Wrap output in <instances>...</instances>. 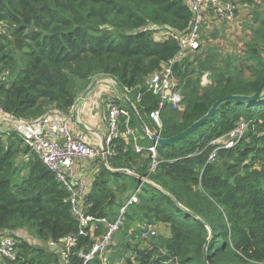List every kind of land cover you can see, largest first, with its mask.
I'll return each mask as SVG.
<instances>
[{"label": "trees", "instance_id": "16d2710c", "mask_svg": "<svg viewBox=\"0 0 264 264\" xmlns=\"http://www.w3.org/2000/svg\"><path fill=\"white\" fill-rule=\"evenodd\" d=\"M260 1L263 13L252 15L257 28L242 54L224 55L210 48L204 53L201 48L180 51L176 38L192 21L186 0H0V70L12 69L15 56L22 64L11 81L0 80V107L6 115L27 121L52 111L67 115L98 76L121 87L154 133L150 114L159 99L148 80L171 63L183 101L181 107L166 105L160 111L159 137L176 136L216 101L259 90L264 80ZM32 24L33 31L26 33ZM205 73L209 76L202 84ZM115 102L128 114V126L144 150L136 153L129 137L115 139L109 169L94 161L100 169L82 203L87 215L113 221L139 188L138 202L124 210V227L111 247L120 264H205L204 250L207 264H264V91L254 101L223 103L187 136L156 145L152 171L146 149L154 143L117 96ZM105 111L107 116L106 106ZM241 120L248 124L244 137L233 148L220 149L215 162H207L211 141ZM124 125L121 118V133ZM22 146L17 134L0 133V246L8 237L17 248L14 259L0 254V264H47L59 254L32 247L17 232L32 230L50 248L76 235L78 223L67 190ZM121 170L147 182L117 172ZM144 225L164 229L153 238L156 243L143 245L145 241L134 237ZM91 241L78 237L70 264L79 263V251Z\"/></svg>", "mask_w": 264, "mask_h": 264}, {"label": "built area", "instance_id": "2783aa9c", "mask_svg": "<svg viewBox=\"0 0 264 264\" xmlns=\"http://www.w3.org/2000/svg\"><path fill=\"white\" fill-rule=\"evenodd\" d=\"M192 14L190 27L180 34L176 39L182 53L202 48V33L206 24V14L210 10L212 18L232 23L236 19V8L233 2L222 3L219 0H186ZM209 74L202 76V84L207 82ZM149 90L158 97L157 110L150 114L153 124L156 126L152 134L159 136L161 128L160 111L166 106L181 107L183 96L176 88L171 63L163 66L161 71L153 74L148 80ZM107 110L106 122L107 132L102 143L98 147H91L82 140L76 138L70 131L74 117L71 112L67 115L58 111H52L35 121L15 118L6 115L0 107V133L8 135L17 134L22 140L23 146L38 157L42 164L62 184L69 193V205L71 214L78 223L76 235L68 236L59 240L58 243H51L50 247L58 249L60 264H70V255L73 247L76 246L78 237L90 238L88 245H83L78 253V264H109V249L114 245V239L124 227L123 212L126 207L138 202L139 188L133 191L118 216L110 221L108 218H95L87 215L83 207V199L89 188L84 183H76L73 175V165L78 161L94 162L101 160L106 168L107 159L114 156L113 142L124 133L133 143L136 153L141 154L143 148L137 145V136L129 128V116L122 110L115 99L107 97L105 101ZM73 109V107H72ZM125 118V131H120V119ZM248 124L244 120L239 121L235 128L226 135L211 141L213 148L208 156L207 162H215L216 155L220 149H231L244 137ZM147 133H150L147 131ZM146 133V134H147ZM156 143L147 148L152 160L151 171L156 166ZM133 173V172H130ZM102 226L104 229L98 236L97 231ZM158 234L154 225H144L143 229L134 234L139 241L153 239ZM17 253L16 242L8 237L1 239L0 254L7 259H14Z\"/></svg>", "mask_w": 264, "mask_h": 264}, {"label": "crops", "instance_id": "0c3cea01", "mask_svg": "<svg viewBox=\"0 0 264 264\" xmlns=\"http://www.w3.org/2000/svg\"><path fill=\"white\" fill-rule=\"evenodd\" d=\"M237 8L240 10L241 6L238 5ZM251 19L252 15L245 16L242 11L240 15L236 16L234 22L228 24L212 18V13L208 10L206 14V24L202 33L204 44L201 48V51L204 53L208 50V48H210L221 54L226 53L228 55H241L242 53L240 51L243 49L244 44L251 39L252 29L256 28V25H254ZM248 20L252 22L253 25L249 24ZM218 29L220 33L214 31ZM209 32L210 34H208ZM218 35H220V37H218ZM208 39L213 40L208 42ZM224 40H227L228 42H225ZM95 78H99V83L95 87L94 91L89 94V96H87V98L80 105H77L75 102L71 111L74 120L70 126L71 133L76 138L82 140L91 147H98L106 136V98L112 97L116 99L117 96L112 86V80L109 82L108 78H101L98 76ZM80 95L77 97V99L80 97ZM121 137L127 139V136L124 135V133L121 135ZM78 162L84 163L79 165ZM78 162H76L72 168L74 181L76 183H84L88 188H90L93 178L99 172L100 166L95 164V162ZM160 229L162 231L164 230L162 227ZM166 232L167 231L165 230V233ZM23 233L25 232L18 231L17 237L26 241L28 238L23 235ZM50 249L52 250L51 252L53 254L57 255L58 251L55 247H50ZM57 260L59 262L60 258L57 257Z\"/></svg>", "mask_w": 264, "mask_h": 264}, {"label": "water", "instance_id": "95a60500", "mask_svg": "<svg viewBox=\"0 0 264 264\" xmlns=\"http://www.w3.org/2000/svg\"><path fill=\"white\" fill-rule=\"evenodd\" d=\"M24 26V24H23ZM34 29V26L33 24L28 26L27 27V31L26 33L28 32H31L33 31ZM99 83V78H95L93 79V81L91 82V84L87 87V89L85 91H83V93L80 95V97L77 99L76 101V104L77 105H80L86 98L87 96H89V94H91L95 87L97 86V84ZM112 86L115 90V93L117 95V97L129 108V110L131 111L132 115L135 117V119L137 120V122L139 123L141 129L147 133V129L144 125V123L142 122L141 118L139 117L137 111L135 110L133 104L131 103V101L129 100V98L126 96V94L124 93V91L121 89V87L115 83L114 81H112ZM264 91V80L263 82L261 83V86L259 88V90L251 95V96H227V97H224L218 101H216L212 107L210 108V110L207 112V114L202 117L201 119H199L198 121H196L195 123H193L190 127H188L185 131H183L182 133L176 135V136H173L171 138H167V139H164V138H160L158 135H155V134H152V133H147L148 137L150 138V140L153 142V143H156L157 145H170L171 143L187 136L188 134H190L192 131H194L196 128L200 127L201 125H203L206 121L209 120V118L213 115V113L216 111V109L223 103H226V102H232V101H238V102H249V101H254V100H257L259 99L261 96H262V93ZM117 172H123L125 174H129V175H132L134 177H137L139 178L141 181L143 182H147L146 179H142L141 177H138L136 176L134 173H130L129 171L127 170H121V171H117ZM165 195H167L168 197H170L172 200L173 197L169 194H167L166 192H163ZM175 201V200H174ZM175 203H177L175 201ZM211 234V233H210ZM207 245V243H206ZM205 245V246H206ZM205 249V248H204ZM204 263L207 264V259H206V254H205V250H204Z\"/></svg>", "mask_w": 264, "mask_h": 264}, {"label": "rangeland", "instance_id": "374dc122", "mask_svg": "<svg viewBox=\"0 0 264 264\" xmlns=\"http://www.w3.org/2000/svg\"><path fill=\"white\" fill-rule=\"evenodd\" d=\"M231 1L233 2V5L236 8V16L240 15L242 13V11H243L245 16L254 15L255 12H259L261 14L263 13V5L261 4L260 0H231ZM238 5L241 6L240 10H239V8H237ZM260 17H262V15H260ZM253 20H254V17H253ZM248 23L252 24V22H250L249 20H248ZM214 31H217L218 33H220L219 29L218 30H214ZM208 34H210V32ZM218 37H220V35H218ZM211 40H213V39H208V42H210ZM224 41L228 42L227 40H224ZM228 46H229V43H228ZM224 55H228V54L224 53ZM20 68H22V64L20 63V60L17 59V57L15 56V63L13 64V68L12 69L0 70V80L11 81L15 77L16 73L19 71ZM108 80H109V82H111V79H108ZM4 135H6V134H4ZM5 137L6 136L3 137V140L5 139ZM22 147H24V146H22ZM83 163L84 162H78L79 165H82ZM96 164H98V163H96ZM24 232L25 233H23V235H25L28 238L27 239L28 241L26 240V243H28L32 247L43 248L44 250L52 253L51 252L52 250L48 247V245L42 244V243L38 242L35 239V235L32 232V230H30V231L27 230V231H24ZM161 232H162V230L159 229L158 235H161ZM157 241H158V239H156V240L149 239V240L145 241V243H142V244L143 245H148V244L150 245V244L156 243ZM114 249H112V248L109 249V253H108V255H109V259H108L109 264H120L121 263V259H119V256H117L118 253H115ZM47 264H58V260H57V258H55V260H53V261H51V262H49ZM93 264H98L97 260H95V262Z\"/></svg>", "mask_w": 264, "mask_h": 264}]
</instances>
